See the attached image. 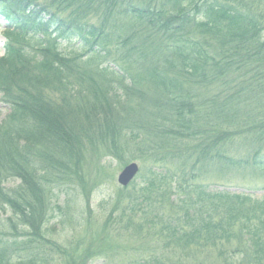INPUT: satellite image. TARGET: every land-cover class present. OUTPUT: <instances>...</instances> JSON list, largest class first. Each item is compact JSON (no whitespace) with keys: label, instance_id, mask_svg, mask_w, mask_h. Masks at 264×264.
I'll return each instance as SVG.
<instances>
[{"label":"trees","instance_id":"trees-1","mask_svg":"<svg viewBox=\"0 0 264 264\" xmlns=\"http://www.w3.org/2000/svg\"><path fill=\"white\" fill-rule=\"evenodd\" d=\"M0 6V93L10 109L0 126V211L11 213L3 222L8 231H0V264H47L55 255L64 264L97 259L91 241L81 253L44 243L47 220H55L44 184L52 176L77 178L97 156L127 164L132 148L148 160V181L140 196L126 197L129 207L117 203L107 222L121 208L112 225L145 235L148 245L154 238L174 252L216 251L200 264H264V197L190 185L202 158L264 173V0H0ZM120 22L132 32L121 33ZM61 41L76 43L81 53L65 54ZM98 51L117 54L122 76L106 84L121 83L122 97L102 84L115 74L110 64L95 71L80 65L92 69L90 54ZM254 91L258 100L249 105L244 96ZM236 138L249 144L247 158L227 156ZM164 162L177 169L191 163L193 178L163 173ZM9 181L19 183L5 187ZM138 258L129 264H172L156 251Z\"/></svg>","mask_w":264,"mask_h":264},{"label":"rangeland","instance_id":"rangeland-1","mask_svg":"<svg viewBox=\"0 0 264 264\" xmlns=\"http://www.w3.org/2000/svg\"><path fill=\"white\" fill-rule=\"evenodd\" d=\"M139 4L140 2H137V5ZM3 8V6H0V10ZM120 20L124 22L125 18H121ZM121 22L119 25V28L122 29L121 33L125 32L130 34L132 31L128 30L131 27L126 24L124 27L126 30H124ZM143 24L144 28H146L147 25L145 23ZM4 26L5 24L0 17V57L4 52ZM77 46L78 45L76 43L74 44V42L67 43L61 41L59 44L60 50L65 54L70 52H73L72 54L81 53L82 50ZM114 54L116 53L114 52ZM114 54L108 56L104 52L98 51L94 54H90L93 60L92 69H89L82 62H80V65L86 67L87 70L95 71L100 64H103L105 67L110 64L115 74H110L106 81L102 79V84L115 96L119 95L122 97L123 92L120 87L121 83H114L115 85L107 86L108 83L119 82L118 80L113 81V79L122 76V72L116 68L119 67V65L116 63V56ZM125 85H132V81L126 79ZM60 91L64 93L65 96L66 92L64 89L61 88ZM67 91L68 93H72L69 90ZM250 91L251 90H249V92ZM58 94L60 95V93ZM92 97L93 96H91L89 100L93 102ZM244 99H247L249 105H254L258 100V92L254 91L253 93H248L244 96ZM246 112V108L244 111L240 112L243 114V119L246 118ZM9 114V106L2 102V94L0 93V126L3 121H5V118L7 119ZM236 139L237 140L233 141L231 145L225 148L227 156L236 159L247 158L249 154L246 152V149L249 144L244 138H242V140L240 138ZM199 141L200 139H197L194 144H197ZM138 152L140 151L136 148H132L126 153L127 157H131L127 164H122L118 159L112 158V156L111 158L108 157L104 159L97 156L94 160L91 159L89 162L82 164L79 167L80 176L71 178L69 179L70 181H68L67 178L62 179L56 176L49 177V181L44 185L47 189L46 192L48 196L51 194L50 199L53 204L50 207L51 209L49 208V211L52 210L55 220H47V223H49L45 225L43 231L46 239L44 243L48 245H50V243H57L56 246L60 248L75 249L81 253L82 250L88 247L91 241L92 247H89V251L91 253H99L100 255L97 259L90 260L84 264H129L131 261L129 260L130 257L138 258L142 255L143 259L148 260V251L158 252V254H161L165 260H169L172 264H200L207 257H215L216 251L212 248L201 251L192 246L190 250L184 251L180 249L174 252V247L168 248L169 250L163 249L164 244L162 240L154 238L148 245V238H146L145 235H140L138 237L134 232L133 235H131L125 232L123 227L118 228L112 225V223H116L120 217L121 208L116 210L114 221L107 222L108 216L114 211L117 203L122 202L129 207L130 204L127 203L126 197L131 194H138L140 196L139 192L141 187L144 185L146 186L149 176L148 160L143 163L144 158L139 159L140 154ZM208 153L209 151L207 150V157ZM201 161L204 162L201 164L203 168L200 171L195 170V173L198 172L197 178L192 179L190 185L198 184L204 186L209 192L248 193L256 200H263L264 173L259 174V172H255L254 169L246 167L242 169L239 167V169H236L232 166L233 164L230 165L229 162H223L222 160L214 161L202 158ZM131 163H135L138 166L137 175L127 187H121L117 182L118 174L125 166ZM154 163L156 162L149 161L150 165ZM163 164H166L163 165V168L169 170L163 173H173L177 176L190 179L193 178L192 175L189 174V172H191L189 169L192 166L191 163L185 166L184 169H177L175 165L171 163L164 162ZM59 182L63 185L61 186ZM18 183L19 181H9L5 184V187L12 188ZM57 186H59L60 189H57ZM125 188L126 190H124ZM52 194H54V196H52ZM55 206H57L59 210L56 209ZM164 211H166V209H164ZM138 215L141 216V213L138 212ZM10 216L11 213L9 211L7 213L0 211V231H8L7 225L3 222ZM114 227H116V231L111 230L114 229ZM24 230V234H26L28 232L26 228H22L21 232H24ZM45 252H49V250ZM113 253L114 256L109 258L108 255ZM138 260L140 259L138 258ZM64 262L65 261L55 255L54 260H49L47 264H64ZM216 264H218V260Z\"/></svg>","mask_w":264,"mask_h":264},{"label":"water","instance_id":"water-1","mask_svg":"<svg viewBox=\"0 0 264 264\" xmlns=\"http://www.w3.org/2000/svg\"><path fill=\"white\" fill-rule=\"evenodd\" d=\"M138 166L135 163L128 164L118 174L117 182L121 187H127L137 175Z\"/></svg>","mask_w":264,"mask_h":264}]
</instances>
